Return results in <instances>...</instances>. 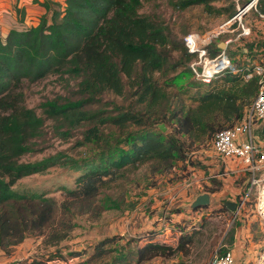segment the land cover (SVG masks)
<instances>
[{
	"label": "trees",
	"instance_id": "1",
	"mask_svg": "<svg viewBox=\"0 0 264 264\" xmlns=\"http://www.w3.org/2000/svg\"><path fill=\"white\" fill-rule=\"evenodd\" d=\"M198 1L201 0H179L178 4L186 7ZM44 4L47 12L37 24L25 25L23 15L5 37L0 35V251L46 230L53 231L51 242L57 243L68 237L71 229L58 231L57 203L53 198L15 187L22 177L58 164L81 169L79 187L69 193L88 206L93 205L102 187L124 165L152 161L170 169L175 161L195 164L189 159V150L240 120L259 88L258 75L247 78L243 72H229L213 78L205 89H198L192 95L195 105L177 107L175 100L170 99L168 85H177L180 79L174 75L175 80L170 83L165 77L183 66L192 72L190 63L196 53L185 44L188 32L179 37L167 31L150 14L141 11L142 0H65V4ZM259 9L264 12V0L259 1ZM227 10L232 16L236 8ZM258 39L250 43V48L257 41L264 43V38ZM52 74L62 78L67 75L69 87L70 79L75 80L80 98L50 99L42 103L44 110L49 117L69 126L62 134L84 128L82 143L93 146L98 152L97 161L80 163L62 153L34 161L19 159L32 150L33 137L45 134V118L25 105L23 84ZM128 91L135 97V104L120 106L117 113L92 107L108 94L125 95ZM138 105L142 107L136 108ZM163 120L172 124V131L157 127ZM216 186L205 189L213 191ZM19 202L26 203V210L16 207ZM106 206H117L116 200L110 197ZM69 207L65 203L62 208ZM59 220L64 225L66 218ZM174 226L169 222L162 231H171ZM181 248L180 244L174 247L150 237L136 254L142 261L157 255L169 256ZM121 254L113 256L115 263L123 259ZM19 264L44 261L35 257Z\"/></svg>",
	"mask_w": 264,
	"mask_h": 264
},
{
	"label": "rangeland",
	"instance_id": "2",
	"mask_svg": "<svg viewBox=\"0 0 264 264\" xmlns=\"http://www.w3.org/2000/svg\"><path fill=\"white\" fill-rule=\"evenodd\" d=\"M178 1L142 0L141 11L150 14L167 31L183 37L187 32H205L217 27L230 17L227 8L235 9L237 3V0H201L182 7ZM250 16L253 18L256 14ZM254 36L264 38V25L259 20L254 21ZM246 43L245 40L239 44L233 43L232 49L235 50H231V54H237L234 60L238 65L254 63L244 56L243 47ZM186 68L180 67L165 77L170 83L175 80L174 75L180 79L177 85H168L170 99L175 100L174 105L177 107L195 105L192 95L209 84L198 80ZM64 77L52 74L40 81H26L23 84L25 105L35 108L45 118V134L33 137L35 142L32 150L23 153L20 160L34 161L55 153L72 157L80 163L98 160V152L93 146L82 143L84 128H73L68 135L62 134L69 126L55 117H49L44 110L42 103L47 100L80 98L76 81L70 79L72 85L69 87L66 80L68 76ZM134 102L135 97L128 91L125 95L108 94L103 102H97L92 107L117 113L120 106L128 108ZM141 107L138 105L136 108ZM161 123L166 125L167 132L172 131L169 121H160L157 127L160 128ZM196 145L193 151L189 150V159H193L195 164L175 161L170 169L158 167L152 161L137 166L124 165L102 187L100 195L94 199L95 204L90 206L69 193L70 189L79 187L81 169L58 164L43 172L22 177L15 187L53 198L57 203L58 231L71 229L68 237L57 243L51 242L53 231L46 230L43 234L27 236L18 245L8 248L10 250L1 248L0 264H19L35 257L43 259L44 264H212L213 255L218 249L231 248L234 234L241 224L248 226L250 223V232L255 241L263 239L261 226L263 230L264 226L255 209L256 188L243 204L240 193L246 187L240 193L213 194L207 205L197 208L190 206L198 191L197 169L203 170L204 175L211 173L209 179L214 181L211 186H205L209 188L219 185L216 179L224 171L222 168L214 171L213 162L220 163L222 159L213 148L212 138ZM125 147L130 148V145L125 144ZM223 176L227 177L228 174ZM110 197L116 200L117 206H106L110 203ZM227 201L236 202V208L232 210ZM65 203L70 207L63 209ZM32 205L36 207L35 203ZM16 207L26 210V203L19 202ZM62 216L66 218L64 225L58 221ZM169 222L175 226L171 231H162V225ZM150 237L174 247L180 244L182 248L169 256L157 255L140 261L136 250ZM120 253L123 259L115 263L112 258Z\"/></svg>",
	"mask_w": 264,
	"mask_h": 264
},
{
	"label": "built area",
	"instance_id": "3",
	"mask_svg": "<svg viewBox=\"0 0 264 264\" xmlns=\"http://www.w3.org/2000/svg\"><path fill=\"white\" fill-rule=\"evenodd\" d=\"M259 1L248 0L242 3L237 0L236 11L226 21L209 31L189 32L184 40L187 48L196 53L190 67L200 81L208 83L229 72H243L247 78L258 75L259 88L254 100L245 108L240 120L216 132L212 145L222 157L236 159L244 164L250 180L244 192L240 193L241 203L248 200L256 188V214L264 226V43L257 41L253 44L258 60L255 59L251 65H238L234 60L237 54H231V50H235L232 49L233 43L239 44L242 40L247 42L243 47L244 56L247 58L249 53L252 54L249 44L257 40L254 37V21L259 20L264 25V12L259 9ZM252 13L256 17L251 18ZM221 42H225L226 47H220ZM215 46L218 47L216 50ZM212 264H237L233 250L218 249L213 255ZM255 264H264V249Z\"/></svg>",
	"mask_w": 264,
	"mask_h": 264
},
{
	"label": "crops",
	"instance_id": "4",
	"mask_svg": "<svg viewBox=\"0 0 264 264\" xmlns=\"http://www.w3.org/2000/svg\"><path fill=\"white\" fill-rule=\"evenodd\" d=\"M46 1H59L65 4V0H0V35L5 37L12 27L17 26L21 22L19 19L23 15L24 23L28 25L37 24L41 15L47 12V7L44 4ZM254 37L258 39L259 36ZM258 40L262 41L260 39ZM253 49H255V47L252 44L250 52L252 51L253 54L249 53L247 56V58L252 61L258 58L257 54L254 55L255 51ZM253 55L255 57H252ZM221 159L220 163L213 162L215 163L214 171H219L220 168L224 169V171L221 172V177L216 179L219 185L213 190L214 192L208 191L211 193V196L216 193L218 196L223 193H240L241 189L247 187L250 180V176L245 170L244 164L232 158H224L221 156ZM197 173L199 179H197L198 191L196 194L198 195L199 193L207 191L203 187L206 185L211 186L214 180L209 179L211 173L204 175V171L201 169H197ZM224 174H228V176L224 177ZM219 188L222 190L219 191ZM172 198H174V196ZM246 225L247 224H244V226ZM244 226L241 224L240 228L235 232L231 248L235 254L237 264H255L261 249L264 248V238L255 241L253 234L250 232V223L248 226ZM261 229L264 232L262 226Z\"/></svg>",
	"mask_w": 264,
	"mask_h": 264
},
{
	"label": "water",
	"instance_id": "5",
	"mask_svg": "<svg viewBox=\"0 0 264 264\" xmlns=\"http://www.w3.org/2000/svg\"><path fill=\"white\" fill-rule=\"evenodd\" d=\"M220 47H226V45H225V42H221L220 43ZM200 70H201V68H200ZM160 127H161V129L162 130H166V125L164 124V123H161L160 124ZM262 133H263V136H264V126H263V129H262ZM210 201H211V193L210 192H208V191H204V192H202V193H199L197 196H196V198L192 201V203L190 204V206L192 207V208H196V207H198V206H202V205H207V204H209L210 203ZM228 203V206L232 209V210H234L235 208H236V202H234V201H227Z\"/></svg>",
	"mask_w": 264,
	"mask_h": 264
}]
</instances>
